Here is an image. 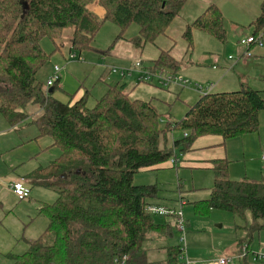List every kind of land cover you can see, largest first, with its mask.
I'll return each instance as SVG.
<instances>
[{
	"label": "trees",
	"instance_id": "1",
	"mask_svg": "<svg viewBox=\"0 0 264 264\" xmlns=\"http://www.w3.org/2000/svg\"><path fill=\"white\" fill-rule=\"evenodd\" d=\"M185 1L0 0V113L16 125L30 116L26 112L29 104L38 105L40 112L32 118L39 129L34 139L50 136L52 145L61 150L50 164L32 173L57 192V199L39 205L40 213L48 218L47 227L24 253L11 254L12 264H121L124 257L125 264H180L178 243L163 246V262L151 259L146 242L153 235L172 238L176 229L147 210L159 188L157 184H137L135 174L183 155L200 136L231 139L258 132L260 111L264 110L262 92L243 85L235 91L201 94L184 117L162 125L152 100L133 99L118 85H110L89 107L88 91L74 102L71 99L77 91L68 102H62L53 97L61 78L50 93L47 80L39 73L60 49L56 41L67 28L74 29L72 51L108 54L93 43L102 25L106 21L118 24L122 38L135 22L140 29L132 41L144 47L166 32ZM94 3L102 6V16L91 8ZM250 26L255 33L264 30V0ZM194 29L221 41L227 38L223 12L215 4L187 24L183 36L190 48ZM45 37L55 46L50 53L41 44ZM180 66L168 50H162L145 67L177 72ZM229 165L227 158L214 160L212 193L194 206L201 216L219 209L246 223L250 212V223L240 227L247 231L238 241L242 251L254 231L264 230L259 221L264 218V175L258 180L232 179ZM251 253L248 245L240 264H257L249 259Z\"/></svg>",
	"mask_w": 264,
	"mask_h": 264
},
{
	"label": "rangeland",
	"instance_id": "2",
	"mask_svg": "<svg viewBox=\"0 0 264 264\" xmlns=\"http://www.w3.org/2000/svg\"><path fill=\"white\" fill-rule=\"evenodd\" d=\"M259 2L260 0H248L247 7L254 9L252 11L254 13H252L253 17L247 19L242 12L238 11V8L232 5L236 3L245 5L242 0H186L166 32L159 35L154 42H147L144 48L135 47L136 45L132 41V38L139 34L140 27L137 23H131L123 32V37L119 38V34L122 32L121 27L112 21H106L95 36L93 43L102 51L107 50L108 54H102L98 51H83L76 52L77 56L74 57L73 53L75 51L71 49V38L74 29L72 27L67 28L62 38L56 41L60 49L51 56L39 73V77L46 81L53 74L54 67L59 65L62 78L56 84L57 88L53 92V97L62 102H68L70 95L79 88H82V90L87 89L89 92L87 105L89 107H93L96 101L104 95L108 85H117L120 81L126 79L133 80L131 83H143L158 91L152 102L161 114L162 125H165L170 120L169 118L179 120L184 117L190 105L199 99L200 93L190 88H184L176 82L163 85L157 82L140 81V71L138 70H134L133 74H128L125 77L114 72L111 75L108 74L109 68L111 71L114 68L119 71L133 69L134 64L141 61H136L138 58L144 59L145 62L142 63L147 66L151 60H155L159 56L162 50H168L181 62L176 76L190 81L191 84L193 83V87L197 83L210 84L216 82L222 68L226 65L218 63L217 68H215L213 66L215 59L217 57H229L236 60L240 51L245 49L239 43L241 38L239 32L240 34H242L241 30H244L245 34L254 32L255 27L250 25L260 10ZM211 4L217 5L223 12L227 38L225 41H221L210 33L194 29L192 48H190L183 32L187 24L202 14ZM99 15L102 16V14ZM41 44L47 53L52 52L55 48L49 37L43 38ZM112 44L114 46L110 50ZM252 52L254 57L256 53L264 55V47H254ZM255 69L254 72H250V76L254 78L252 85L261 89L264 96V79H260L261 75H264V62H261L260 66ZM218 88L220 87H215L213 90L218 91ZM129 89H131L130 86ZM132 96H135V94ZM38 108V105L34 107L28 105L26 112L31 114ZM20 125L23 126L19 131L10 130L1 135V145L7 150L6 160L12 158L14 154H19L21 158H25L32 151L40 150L47 144L53 143L50 136L40 137L42 140L39 142L33 139L38 134L39 129L32 120H24ZM248 134H253V137L260 134L264 137V110L260 111L259 131ZM256 142L257 139L255 138ZM60 152V148L54 145L42 152L41 159L44 162L54 160ZM252 164H254L255 172L258 173L259 170V175L255 180L261 179L264 175L262 161ZM135 177L137 184L158 185V197L153 199V202L166 204L165 206L168 205V207L182 212L188 222L186 246L187 250L191 252L188 255L191 264H221V258H228L231 263L240 264L242 251L237 245V240L244 237L247 232L245 228L242 229L240 226L250 223L251 214L248 212L247 223L233 213L219 209H212L205 216L198 215L194 202L206 199L212 193L210 188L212 185L208 183V177L204 173H201L198 169L177 167L167 168L161 172L156 169L148 170V172H138ZM243 177L231 178L241 179ZM31 188L32 198L30 200L27 198H14L6 203L11 210L7 219L4 212L1 211V222L5 220V223L1 224V243L4 245L5 241L8 240L6 246H8L10 253H24L28 249L30 241L38 238L45 231L48 218L40 213L39 204L52 203L57 199V192L52 188L46 189L40 185H32ZM41 189L43 194L40 197L37 191ZM38 200L41 201L38 202ZM157 219L164 220L159 216H157ZM259 221L264 223V218ZM12 234H16V236L14 242L11 243ZM179 235V232L176 233V237ZM253 235L252 240L250 242L246 240L243 245H249L252 253L248 257L252 262L264 264V259L253 260L254 253L264 254V230H256ZM175 241L171 237L150 238L145 246L152 260L163 262L166 255L163 246L174 244ZM48 242H51V240H48ZM10 253L1 257V264L12 263Z\"/></svg>",
	"mask_w": 264,
	"mask_h": 264
},
{
	"label": "crops",
	"instance_id": "3",
	"mask_svg": "<svg viewBox=\"0 0 264 264\" xmlns=\"http://www.w3.org/2000/svg\"><path fill=\"white\" fill-rule=\"evenodd\" d=\"M242 1L244 2L245 5L240 4V3H236L232 5L238 8L239 9L238 11L242 12L247 17V19H250V17H253L252 13L254 12L252 11L254 9L252 10V8L247 7L248 0H242ZM260 3H261V0L259 2V6H260ZM92 8L98 14L103 15L104 10L97 3H95L92 6ZM259 14H260V10L257 16ZM257 16H255V18ZM241 32L243 35L240 34L239 32L240 37L246 35L244 30H241ZM244 52H245V49L240 51L236 60H233V58H229V57L228 58L217 57L215 59V63L213 64L215 68H217L218 63H223L224 65H226L222 68V72L219 78L216 80V82H211L210 84H205V83H200V84L207 86V87L212 85V88L210 89L209 92L235 91V90L240 89L243 85H247L250 87L252 86L253 88L254 86L252 85V81L254 80V78L250 76V72L251 73L254 72V70H256L255 68L259 67L261 62H264V55L262 54L258 55L256 53L255 57L254 55L249 57L245 55ZM137 60H141L142 62H145V60L142 58H138L136 59V61ZM152 61L153 60H151V62ZM151 62L149 64H151ZM134 63L135 61L133 62V64ZM108 74H111V75L113 74L110 68L108 70ZM261 78L264 79V75H261L260 79ZM132 81L133 80L131 79H128V80L126 79L124 81H120L117 85L121 87L125 92L130 93V96L133 99L153 100L155 95L158 93L156 89L151 88L148 85H144L143 83H136V82L131 83ZM109 86L110 85H108V88ZM129 86L131 87V89H129ZM143 86H146V87L144 88ZM215 87H220V88H218V91H215L213 90ZM184 88H190L194 91L199 92L195 85L193 87V83L191 84V86L184 87ZM254 88L262 92L261 89L257 87H254ZM85 91H87V89L82 90V88H79L77 90V94L75 95V97L71 99L72 102L80 99ZM134 94L135 96H132ZM35 105L36 104L34 103L29 104V106H32V107H34ZM39 112H40V108L36 109L33 113L30 114V116H28L25 119V121L32 120V118L35 117ZM167 117L169 116L167 115ZM21 123L22 122L16 125H11L9 124L7 119L0 113V264L2 261L1 257L7 256L8 253H10V251L8 250V246H6L8 244V240L5 241L4 245L3 243H1V224L5 223V220L1 222V217H2L1 211L4 212V216H6V219H7L8 216L10 215L11 210L8 208V205L6 203H8L10 199L11 200H13L14 198L19 199L17 198V195L13 191L12 183L23 178L25 183L30 188L32 185H40V186L45 187L46 189H50L49 187L45 186L42 182H40L41 180H36L35 177H33L32 173L36 171L39 167L46 166L53 161V159H51V160L44 162L41 159L42 152L52 147L53 146L52 143L47 144L45 147L41 148L40 150L32 151L25 158H21L19 154H14L12 155L13 156L12 158H9L6 160L7 150L3 145H1V135H3L4 133L10 130L19 131L23 126V125H20ZM37 135L38 134H36V136ZM36 136H34V138ZM253 136H254L253 134H250V135L246 134V135L231 138V139H225L223 136L216 135V134L200 136L195 140L191 150H189L188 152L178 157L177 162H172L171 160H168V161L162 162L152 167L143 168L139 172H148V170H154V169L161 172L167 168L188 167L193 170L198 169L201 171V173H204V175L208 177V180H207L208 183H211V185L213 186V183H214L213 162L214 160H217V159L227 158L230 161L229 171H230L231 177L236 178V177L244 176V177H248L251 179H256V177L259 175V170H258V173L255 172L254 167H253L254 164L252 163H256V162L259 163L260 161H262V164H263L262 172H264V159L262 158V154H261L264 151V137L262 135L260 136V134L257 137L256 136L253 137ZM255 138L257 139L256 143H255ZM41 140L42 139L40 138L36 139V141L38 142ZM51 142H53V140ZM58 156L59 154L55 158H57ZM162 168H165V169H162ZM140 179L143 180L141 177ZM135 182H136V179H135ZM212 186H210L211 189H212ZM31 194L27 198L28 200L32 198ZM37 194H39V196L40 195L42 196L43 194L42 189L37 191ZM40 201L41 200H38V202ZM154 203L166 205L160 202H154ZM2 208L3 210H1ZM176 233L178 232L175 231L174 236L172 237L176 240L174 243H178V237H176ZM13 234L10 238L11 243L14 242L15 236H16V234L15 235ZM152 238L159 239L163 237L160 235H153ZM238 241L239 240H237V245H238ZM187 253L188 255L191 254V252L188 250H187ZM11 254H19V253L11 252L10 256ZM193 259L197 261L195 258ZM12 263H13V258H12Z\"/></svg>",
	"mask_w": 264,
	"mask_h": 264
},
{
	"label": "built area",
	"instance_id": "4",
	"mask_svg": "<svg viewBox=\"0 0 264 264\" xmlns=\"http://www.w3.org/2000/svg\"><path fill=\"white\" fill-rule=\"evenodd\" d=\"M239 43L245 48V55L251 57L253 56L252 49L254 47H264V30H261L257 33L253 32L250 34H246L242 36L239 40ZM73 56L76 57L77 53L74 52ZM134 70L140 71V81L143 82H157L163 85H169L171 83L176 82L177 84L181 85L182 87H189L191 86V82L188 80L183 79L182 77L176 76V72H173L171 70L167 69H150L148 67H145L142 63V61H137L134 64L133 69H129L126 71H119L117 69H112V72L118 73L119 75L125 77L128 74H133ZM61 67L59 65H56L54 67L53 74L47 79L46 81V87L50 88L60 80L61 78ZM197 90L201 94L209 93L211 86H204L200 83H197L196 85ZM262 158L264 159V151L262 152ZM172 162H177L178 157H173L170 159ZM12 188L14 193L17 195L19 199H25L28 198L31 194L30 187L25 183L24 179L17 180L12 183ZM147 210L155 215L160 216L165 219L166 222L171 223L176 231L180 233L178 236V244L180 246V255L179 260L180 264H191V261L189 260L188 253H187V246H186V235H187V221L184 218L182 212L176 210L175 208L168 207L162 204L157 203H151L147 206ZM247 251V245H242V256ZM253 260L258 261L261 259H264V254L260 253H254ZM127 261V257H124L121 264H125ZM221 264H234L231 263V260L228 258H221L220 259Z\"/></svg>",
	"mask_w": 264,
	"mask_h": 264
},
{
	"label": "water",
	"instance_id": "5",
	"mask_svg": "<svg viewBox=\"0 0 264 264\" xmlns=\"http://www.w3.org/2000/svg\"><path fill=\"white\" fill-rule=\"evenodd\" d=\"M25 6H27V5H25ZM54 91V89H53V87H50L49 88V92L51 93V92H53ZM80 170H78V172H79ZM66 176V175H65Z\"/></svg>",
	"mask_w": 264,
	"mask_h": 264
}]
</instances>
